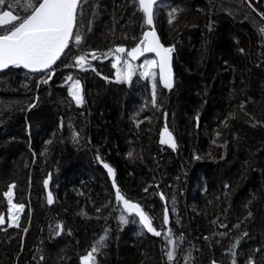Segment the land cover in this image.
Wrapping results in <instances>:
<instances>
[{
    "label": "trees",
    "instance_id": "1",
    "mask_svg": "<svg viewBox=\"0 0 264 264\" xmlns=\"http://www.w3.org/2000/svg\"><path fill=\"white\" fill-rule=\"evenodd\" d=\"M28 2L5 0L0 11L23 18ZM262 13L264 0L158 3L175 86L156 83L155 105L153 82L116 80L112 67L113 48L146 30L133 0H81V42L50 71L1 73L0 215L11 222L0 228V264H80L93 247L95 264H264ZM18 22L0 23V35ZM165 128L175 148L161 143ZM10 185L22 212H8ZM117 189L160 236L123 210Z\"/></svg>",
    "mask_w": 264,
    "mask_h": 264
},
{
    "label": "snow or ice",
    "instance_id": "2",
    "mask_svg": "<svg viewBox=\"0 0 264 264\" xmlns=\"http://www.w3.org/2000/svg\"><path fill=\"white\" fill-rule=\"evenodd\" d=\"M139 10L143 13L144 23L147 25H153L154 5L157 0H137ZM5 0H0V5H3ZM79 0H36V3H32L29 0L26 5L27 9H31L26 17H19L14 15L11 10L4 11L2 17H0V23L8 25L11 21H19L17 24H12L8 31L0 35V70L8 68L10 65L15 67H23L33 72L43 71L50 69L57 60H59L66 49H70V41L75 40L76 44L81 42L79 35H74V28L77 20V9ZM175 10H173L174 12ZM171 15V14H170ZM264 16V13L261 14ZM171 22V20H170ZM261 33L264 34V29H261ZM143 48L140 46L134 47L131 51L127 52V55L132 59H136L144 52H154L159 58L158 60L147 61L145 65V72L143 76H151L153 79L152 84V102L155 105L156 98V73L152 71L153 68H159L160 82H162L164 88L171 89L173 86L172 69H171V53L173 48L164 47L159 38L156 35L155 30L147 31L143 34V40L140 42ZM243 51V50H241ZM126 50L123 47H117L114 50L116 56V63L113 67H117L121 60V55ZM92 58L96 59L95 53H92ZM85 61L84 56H80L76 59V64L83 66ZM126 63V71L117 73L119 80L131 81L134 69L130 63ZM50 78V77H49ZM46 82V81H45ZM70 95L79 105L83 103V96L81 94V88L79 81H76L70 89ZM166 136L167 139H161V143H168L171 147L175 148V142L172 138V134L165 128L162 133V137ZM131 155V153H129ZM104 167L108 169L109 174L114 175V171L107 164ZM48 181H45L47 185ZM15 185L9 186V191L4 195L7 197V203L10 206L9 213H19L24 209L23 204L13 203V191ZM117 201H122L125 211L129 213H135L140 218V222L147 229L148 232L153 233L156 236H160L161 232L157 231L153 225L151 219L146 215L145 211L141 207L125 199L119 192L116 191ZM53 202L52 195H48V203ZM11 219L16 226L18 225L19 216L16 214L11 215ZM122 221L125 217H120ZM5 216L0 215V225L5 223ZM164 222H168V216L165 215ZM11 226V225H10ZM26 231V229H25ZM103 238H101V241ZM172 243L171 240L168 241ZM99 250L98 247H93L92 250L82 258V264H95L94 253ZM169 259H172L171 253H169Z\"/></svg>",
    "mask_w": 264,
    "mask_h": 264
},
{
    "label": "water",
    "instance_id": "3",
    "mask_svg": "<svg viewBox=\"0 0 264 264\" xmlns=\"http://www.w3.org/2000/svg\"><path fill=\"white\" fill-rule=\"evenodd\" d=\"M133 1H135V2L137 3V6H138V2H137V0H133ZM162 1H163V0H157V3L154 5V9H155V6H156L158 3L162 2ZM80 4H81V0H79L78 9H79V7H80ZM78 9H77V11H78ZM154 9H153V10H154ZM5 11H8V10H5ZM138 11L143 15V13L139 10V7H138ZM3 12H4V11H3ZM3 12L0 14V17H2ZM143 21H144V19H143ZM144 25H145V27H146V30L143 32V34H144L145 32H147V31H151V30H153V29L155 30L154 22H153V25H147V24H145V23H144ZM75 27H76V26H75ZM74 31H75V28H74ZM155 32H156V30H155ZM143 34H142V36H141L140 41H139L135 46L129 48L128 51H131L132 48L137 47V46H140L141 48H143V45L140 43V42L143 40ZM156 35H157V37H158L157 32H156ZM158 38H159V37H158ZM159 41H160V40H159ZM160 43H161V42H160ZM162 45H163V44H162ZM163 46H164V45H163ZM164 47H165V46H164ZM123 48H125V47H123ZM66 50H67V49H66ZM66 50H65V52H66ZM125 50H126V48H125ZM128 51H127V52H128ZM64 54H65V53H64ZM64 54H62V56H63ZM147 55H152V56L155 58V60H158V59H159V58L156 56V54H155L154 52H144L142 55L138 56L136 59H132V58H131L130 56H128V55H127V57H128V59H129V61H131L132 63H137V64H138V63L142 60V58L145 57V56H147ZM62 56H61V58H62ZM61 58H60V59H61ZM60 59H59V60H60ZM59 60H57V62H58ZM57 62H56V63H57ZM56 63H55V64H56ZM55 64H54V65H55ZM54 65H52L50 69H52V68L54 67ZM13 67H15V66H11V65H10L8 68L0 70V74L6 72L7 70H9L10 68H13ZM19 68L22 69L24 72H26V73H28V74H32V75L42 74V73H45V72H47V71L50 70V69H47V70H43V71L33 72V71L29 70V69H24L22 66L19 67ZM171 69H172L173 86H172L171 89H168V88H164L162 82H160L159 68H158V67L156 68L158 87H159L161 90H163V91H170V90H173V88H174V86H175V75H174V72H173V57H172V55H171ZM45 192H46V199L48 200V195H49L48 188H46V191H45ZM120 203H121V206H122L123 210L125 211V209H124V205H123V202L120 201ZM132 203H135V202H132ZM136 204H137V203H136ZM125 212H126L128 215L133 216V217H135V218L137 219L139 225L142 227V229L144 230V232H145L146 234H148V235H150V236H153V237H158V236L154 235L153 233H150V232L147 231V229H146V228L143 226V224L140 222V218H139V216H137L135 213H129V212H127V211H125ZM5 221H6V222H5L3 225H0V228H4V227L7 226V220L5 219ZM80 264H82V261L80 262Z\"/></svg>",
    "mask_w": 264,
    "mask_h": 264
},
{
    "label": "rangeland",
    "instance_id": "4",
    "mask_svg": "<svg viewBox=\"0 0 264 264\" xmlns=\"http://www.w3.org/2000/svg\"><path fill=\"white\" fill-rule=\"evenodd\" d=\"M76 34H80V31L79 32H77ZM136 45V44H135ZM134 45V46H135ZM73 47H74V45H73ZM114 55V56H113ZM112 56H113V64H115L116 63V56H115V54L113 53L112 54ZM151 60H154V57H152V56H145V57H143V59L140 61V63H138V64H131V62L127 59V58H124V56L123 55H121V60H120V62H119V64H117V67H113V65H112V67H113V69H114V76H115V79L116 80H119L118 78H117V73H118V71L119 72H125L127 69H126V63L125 62H127V63H130L131 65H132V67H133V69H134V73H133V75H135V74H137L138 76H140L141 78H148V80L150 81V82H154L153 81V79H152V77L151 76H148V77H145V76H143L142 75V73H144L145 72V65H146V62L147 61H151ZM152 71L153 72H155L156 73V68H153L152 69ZM132 75V76H133ZM76 81H71V83L69 84V89H68V91H69V93H70V89L72 88V85L75 83ZM126 82H129V81H126ZM155 83H157V74H156V78H155ZM72 97V96H71ZM75 101V100H74ZM5 219L7 220V225L11 222V220L9 219V217H7V215H5ZM7 227V226H6ZM5 228V227H4Z\"/></svg>",
    "mask_w": 264,
    "mask_h": 264
},
{
    "label": "flooded vegetation",
    "instance_id": "5",
    "mask_svg": "<svg viewBox=\"0 0 264 264\" xmlns=\"http://www.w3.org/2000/svg\"><path fill=\"white\" fill-rule=\"evenodd\" d=\"M117 47H114L113 48V52H114V50L116 49ZM126 48V47H125ZM129 50V48L127 49L126 48V52L125 53H123V54H120V55H123L125 58H127V51Z\"/></svg>",
    "mask_w": 264,
    "mask_h": 264
}]
</instances>
